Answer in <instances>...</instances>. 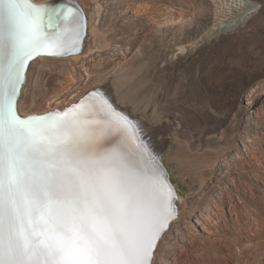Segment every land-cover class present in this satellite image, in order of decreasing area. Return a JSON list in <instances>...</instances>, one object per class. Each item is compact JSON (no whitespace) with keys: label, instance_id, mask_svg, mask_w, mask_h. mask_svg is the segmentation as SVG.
Listing matches in <instances>:
<instances>
[{"label":"rangeland","instance_id":"rangeland-1","mask_svg":"<svg viewBox=\"0 0 264 264\" xmlns=\"http://www.w3.org/2000/svg\"><path fill=\"white\" fill-rule=\"evenodd\" d=\"M66 1L88 18L85 46L29 68L22 112L114 100L112 77L133 71L141 114L124 112L178 196L151 264H264V0Z\"/></svg>","mask_w":264,"mask_h":264},{"label":"snow or ice","instance_id":"snow-or-ice-1","mask_svg":"<svg viewBox=\"0 0 264 264\" xmlns=\"http://www.w3.org/2000/svg\"><path fill=\"white\" fill-rule=\"evenodd\" d=\"M84 28L77 7L0 0V264H151L176 218L139 129L99 89L18 114L29 61L78 51Z\"/></svg>","mask_w":264,"mask_h":264},{"label":"bare ground","instance_id":"bare-ground-1","mask_svg":"<svg viewBox=\"0 0 264 264\" xmlns=\"http://www.w3.org/2000/svg\"><path fill=\"white\" fill-rule=\"evenodd\" d=\"M66 1V0H65ZM232 1V0H231ZM49 2H53V0L51 1H48V2H43L42 0H32V3H35V4H46V3H49ZM74 2V1H73ZM229 3H232V2H229V0H221V6L224 7V6H229L230 4ZM66 4L68 7H77L79 8V10L81 11L82 13V16H83V19H84V22H85V28H84V31H83V38H82V41H81V44H80V47H79V50L78 51H75L73 52L72 54H68V55H64V56H48V55H40V56H37L35 57L34 59H32L29 64H28V69H27V72H26V80H25V83L27 82V74H28V71H29V68H31V66L37 62H41V61H50V62H67V61H76L79 59V56H76L78 54L81 53L83 47L85 46V39H86V36H87V31H88V18L87 16H85V14L83 13L82 9L79 7V3L76 5H72V3H69L68 1H66ZM228 8V7H227ZM96 32L97 30L96 29H92V33H95L96 35ZM91 34V33H90ZM96 38L95 42L100 44L102 47L104 46V39L103 37L100 35V36H97V37H94ZM182 50V49H180ZM135 77V73L133 71H119L117 72L111 79V83L112 84V88H113V91H114V95H115V99L112 100L111 98H109L110 96H108V91H103L102 93L99 92L98 94L99 95H103L104 98H106L108 100V102L112 105V107L119 113H121L122 115L126 116L130 121L133 122L134 125H136V127L139 129L138 125L135 123V121L129 116V114H127L126 112H124V109L127 108V109H130L134 114H141V110L138 108V106L129 98L130 97V92H131V89L129 87H126V83L129 82V81H133ZM131 81V82H132ZM130 82V83H131ZM23 84L22 87H21V90H20V95H19V98H18V101H17V108H18V114L23 118V117H28V116H39V115H44L48 112H52V111H63L65 110L67 107L69 106H72L74 104H76L78 101H80L82 98L86 97V95L93 91V90H89L87 92H85L84 94H82L80 97H78L77 99L73 100V101H69L66 105H63L61 107H57V106H49V108H47L46 110H43V111H32V112H27V113H24L22 112L21 110V106H20V103H21V99H22V93H23V89H25V86L24 85H27V84ZM129 84V83H128ZM111 86V85H110ZM124 108V109H123ZM24 111V110H23ZM127 111V110H125ZM154 121V119L152 120ZM144 124L142 126V129L144 128ZM147 127V126H146ZM141 128L139 129V133H138V136H139V140L138 142H142L146 147H147V154L150 158H152L155 163L161 168V170L164 172V174L166 173L167 174V171L165 169V167L163 166V164H161V162L157 159V154L155 153V151L149 147V143L147 141H144L143 140V137H142V134L140 132ZM149 130V129H148ZM147 128H144L143 132L146 134L147 132ZM149 132H151L149 130ZM144 136V135H143ZM153 141V140H152ZM152 143V142H151ZM153 147L156 149V145L155 144H152ZM167 182L168 184L170 185V187L172 188L173 190V193H174V196L176 198V200L174 201V204H175V210H176V216L178 215V204H177V201H178V196H177V193L174 191L173 189V185L170 183L168 177H167ZM175 220V219H174ZM172 220L170 223H169V226L167 228V230L169 229L171 223L174 221ZM167 230L165 232H167ZM164 232V233H165ZM160 241H158L157 243V246L159 245ZM157 249V247H156ZM156 251V250H155ZM155 251L153 253V257H154V254H155ZM153 260V258H152ZM152 263V261H151Z\"/></svg>","mask_w":264,"mask_h":264},{"label":"water","instance_id":"water-1","mask_svg":"<svg viewBox=\"0 0 264 264\" xmlns=\"http://www.w3.org/2000/svg\"><path fill=\"white\" fill-rule=\"evenodd\" d=\"M52 4H54V5L57 6V7H60V6H67L65 0H53ZM72 5H76V2H72Z\"/></svg>","mask_w":264,"mask_h":264}]
</instances>
